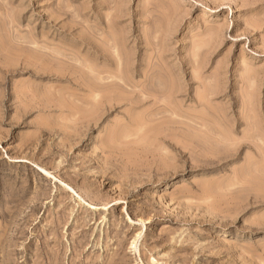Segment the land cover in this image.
I'll return each mask as SVG.
<instances>
[{"label": "rangeland", "instance_id": "1", "mask_svg": "<svg viewBox=\"0 0 264 264\" xmlns=\"http://www.w3.org/2000/svg\"><path fill=\"white\" fill-rule=\"evenodd\" d=\"M112 30L128 37L131 58L128 91L115 96L135 103L84 135L77 115L89 91L23 62L46 49V66L60 58L54 68L74 71L76 58L78 69L115 72L80 42L100 47ZM151 69L159 92L174 83V121H205L202 136L228 141L223 149L185 125L167 131L178 114L141 103ZM153 112L164 126L148 122ZM262 164L264 0H0V264H264Z\"/></svg>", "mask_w": 264, "mask_h": 264}, {"label": "bare ground", "instance_id": "2", "mask_svg": "<svg viewBox=\"0 0 264 264\" xmlns=\"http://www.w3.org/2000/svg\"><path fill=\"white\" fill-rule=\"evenodd\" d=\"M121 8V7H120ZM115 11H117V10H115ZM115 11H114V13H115ZM119 17V16H118ZM117 18V17H116ZM58 19V18H57ZM56 20V19H55ZM59 20H60V18H59ZM62 20V19H61ZM117 20H118V18H117ZM114 21V20H113ZM56 22V21H55ZM79 22V21H78ZM77 22V23H78ZM116 22V21H115ZM112 24H113V22H111ZM110 23V25L112 26V24ZM117 23V22H116ZM119 23V22H118ZM117 23V24H118ZM80 24V23H79ZM82 24V23H81ZM76 25V24H75ZM107 25V24H106ZM116 25V24H115ZM115 25H114V27H115ZM64 26V25H63ZM108 26H109V24H108ZM71 27H73V26H71ZM82 27V26H81ZM83 27H84V23H83ZM70 29V28H69ZM86 29V28H85ZM88 29H90L89 27H88ZM95 29V28H94ZM105 29H106V27H105ZM109 29V28H108ZM107 29V30H108ZM113 29V28H112ZM82 30V29H81ZM87 30V29H86ZM91 30V29H90ZM106 30V31H107ZM119 30V29H118ZM99 31V30H98ZM110 31V30H109ZM88 32V31H87ZM96 32V31H95ZM99 32H101V31H99ZM108 32V31H107ZM107 32H104V33H106V36H107ZM112 32V35H111V37L110 38H108V37H105V42L104 43H101V44H104L105 45V47H104V45H102V46H94L93 44H91V43H88L87 42V40L86 39H84L82 36V38H80L81 39V43L85 46V48H87V47H91V49H93L94 50V57H93V59L95 58V59H102V58H104L106 61H107V63L108 64H110V63H112L114 66H115V72H111V71H109V69H103V70H101V71H96V70H94L95 68L93 67V66H90V67H93L94 69H92V68H89V71H85L84 69L85 68H82V67H80V68H82L83 69V71H81L82 69H78L79 67H77L76 66V64L74 65V60L76 59H74L73 60V63H71V64H69L71 67L70 68H72V66H75V67H73L72 68V70H74V71H69L68 70V68L66 67H60V68H58V66H57V68H54V67H56L55 65V63L53 62V61H55V62H57L60 58H58V60L57 59H52L53 61H48L49 62V64H48V66H46L47 64L45 63L46 61L44 60V58H43V56L45 57V55H47V56H49L47 53L46 54H43V52L42 51H45L44 49H40L41 51H39V50H35V49H33V51H35L36 53H38V55L40 56V53H41V57H39V58H37L36 59V57L35 56H37V55H35L34 57H32V58H34V60L33 59H31V57H30V59L31 60H29L28 62L27 61H25V62H23V65H24V67L23 68H31L32 70H33V73H36V74H42V73H45V72H47V71H49V69L50 68H53V69H51L50 71H49V73L51 74V75H53L54 77H57V79H65V80H68V81H71V82H75V83H79V85L78 86H80V87H85L84 89H86V90H88L89 91V94H91V96H90V99H87L85 102H81L84 106H81V107H83V111L81 112V110H82V108H80L79 107V109H81L80 110V115H77V121L78 122H80V123H82L83 124V126L86 128L85 130L83 129V131H82V134H86V132H88V130H89V128H91L93 125L95 126V125H97L98 124V122L101 120V118L102 117H104L107 113H110V111H112L113 109H117V106L119 105L120 106V104H122V103H125L124 104V106L125 105H129V104H133V103H135V101L133 100V99H131L130 97H128V98H126L127 97V95H126V97L125 96H123L122 95V93L121 92H119V93H121V95L122 96H120V97H118V96H115L116 95V93H117V91H116V93H115V90L116 89H122V90H124L125 89V87L126 86H128L129 84H128V82H127V80H126V73H127V70H129L128 68H126V67H129L130 65H128V60L129 59H131V58H129L130 56H128V52L126 53V49H127V41H128V37H125V34L124 33H122L121 31H119L118 33H117V31H115V30H112L111 31ZM123 32H124V30H123ZM93 33H94V31H93ZM97 33V32H96ZM95 33V34H96ZM103 33V32H102ZM110 34V33H109ZM91 35V34H90ZM98 35H100L99 33H98ZM103 35V34H102ZM101 35V36H102ZM93 36V35H92ZM97 36V35H96ZM158 36V35H157ZM95 37V36H94ZM98 37H100V36H98ZM87 38V37H86ZM97 38V37H96ZM103 38V37H102ZM101 38V39H102ZM88 39V38H87ZM137 39V38H136ZM94 40V39H93ZM103 40V39H102ZM89 41V40H88ZM95 41V40H94ZM18 42V41H17ZM22 42V41H21ZM79 42V41H78ZM77 42V43H78ZM90 42V41H89ZM96 42V41H95ZM100 42H102V41H100ZM137 42V41H136ZM140 42V41H139ZM30 43V42H29ZM32 43V42H31ZM80 43V44H81ZM22 44H26L25 43V41H24V43H22ZM27 44H28V42H27ZM32 44H34V43H32ZM100 44V43H99ZM100 44V45H101ZM78 45V44H77ZM24 48H25V46H24ZM23 48V49H24ZM37 48H39V47H37ZM40 48H43V46L42 47H40ZM11 49V48H10ZM28 49V48H27ZM30 49V48H29ZM47 49H49V48H47ZM60 49V48H59ZM89 49V48H88ZM91 49H90V51H91ZM141 49V48H140ZM12 50H14V49H12ZM26 50V49H25ZM25 50H23V53H26V52H24ZM56 50V49H55ZM30 51V50H29ZM53 50H51L50 51V53L51 54H53V52H52ZM87 52H89L88 50H86ZM56 52H58V54L56 53V55H59V53L60 54H62L61 53V51H56ZM92 54H93V52H91ZM162 53V52H161ZM92 54H91V56H92ZM153 54V53H152ZM163 54V53H162ZM162 54H161V57H162ZM54 55V54H53ZM89 55V54H88ZM67 56V55H66ZM72 57H74L73 55H71ZM70 56V57H71ZM38 57V56H37ZM60 57H61V55H60ZM62 57H63V55H62ZM65 57V56H64ZM63 57V58H64ZM69 56H67L66 57V59L68 58ZM77 57V56H76ZM79 57V56H78ZM25 58V57H24ZM27 59H29V57H26ZM48 58V57H47ZM53 58V57H52ZM196 58V57H195ZM65 59V58H64ZM70 59V58H69ZM103 59V60H104ZM150 59H151V57H150ZM26 60V59H25ZM43 60L45 61V62H43ZM50 60H51V56H50ZM62 60V59H61ZM71 60H72V58H71ZM70 60V61H71ZM85 60V59H84ZM87 60V59H86ZM197 60V59H196ZM195 60V61H196ZM24 61V60H23ZM68 61V60H67ZM78 61V60H77ZM76 61V62H77ZM98 61V60H97ZM162 61V60H161ZM63 62V61H62ZM66 62V61H65ZM72 62V61H71ZM81 62L82 63H84L82 60H81ZM81 62H80V65H81ZM105 62V61H104ZM150 62V61H149ZM198 62V61H197ZM20 63H21V61H20ZM52 63V64H51ZM64 63V62H63ZM67 63V62H66ZM78 63V62H77ZM87 63V62H86ZM129 63H130V60H129ZM53 64H55V65H53ZM65 64V63H64ZM58 65V64H57ZM66 65V64H65ZM154 65V64H153ZM158 65V64H157ZM83 66H84V64H83ZM110 66V65H109ZM155 66V65H154ZM84 67H86V64H85V66ZM88 67V66H87ZM86 67V70L88 69ZM106 67V66H105ZM147 67H149L148 65H147ZM69 68V69H70ZM77 68V69H76ZM98 68V67H97ZM104 68V67H103ZM131 69H132V67H130ZM156 68V67H155ZM158 68V67H157ZM163 68V67H162ZM48 69V70H47ZM65 69H67L68 71H65ZM102 69V68H101ZM114 69V68H113ZM130 69V70H131ZM168 69V68H167ZM146 70H148V68L146 69ZM145 70V71H146ZM156 70V69H155ZM159 70H162V69H159ZM154 69L152 70H149L148 71V73L146 74L147 76H145V78L146 79H149V80H147V81H145V82H147L143 87H142V91H140V92H142V97H140V99H142V101H141V103L142 102H144V101H150V100H152V103H153V105H155V107L158 105V106H162V104H165V106H162L161 108H159L158 106H157V109L159 108V109H162V108H164V110H165V112H169L170 113V116H171V114L173 113V111H174V113H176V114H178V115H176V116H174V118L172 117V119L169 117V118H167V120L168 119H170L169 120V122H168V124L167 125H169V124H171V125H176V126H178V125H180V126H183L184 127V125L185 124H180L179 122H177V121H174V120H176L175 119V117H177V118H179L178 116L181 114H179V113H177V111L175 110V108L177 109V107H172L174 110H172L171 109V102L173 101V100H175V95H178V94H176V91L174 90V87L175 86H173V84L174 83H172V81L170 80V81H166L165 82V80H164V82L166 83L165 85V87H167V90H165V92L163 91L164 89H166V88H164L163 90H161V92L163 91V93H161V92H159V86L161 85V83H160V79L159 78H157L156 79V76H155V74L154 73H156V71H154ZM168 71H170V70H168ZM78 73V75H77V73ZM129 72V71H128ZM133 72V71H132ZM157 72H158V70H157ZM172 72V71H171ZM48 73V74H49ZM149 73H150V75H149ZM161 73V72H160ZM166 73V72H165ZM169 73V72H168ZM49 74V75H50ZM130 74H132L131 72H130ZM158 74V73H157ZM163 74V73H162ZM161 74V75H162ZM128 75V74H127ZM152 75V76H151ZM161 75H160V77H161ZM164 75V74H163ZM167 75V74H166ZM167 76H169V75H167ZM171 76V75H170ZM170 76H169V78H167V79H170ZM152 77V78H151ZM155 77V78H154ZM165 77V76H164ZM172 77V76H171ZM128 78V80H129V77H127ZM163 78V77H162ZM173 78V77H172ZM164 79V78H163ZM166 79V80H167ZM111 80V81H110ZM173 80V79H172ZM130 81V80H129ZM144 82V83H145ZM173 82H175V81H173ZM74 83V84H75ZM72 84V83H71ZM159 85V86H158ZM131 86V85H130ZM163 86V85H162ZM79 87V88H80ZM162 88V87H161ZM83 89V88H82ZM126 91H128L127 89H125ZM121 91V90H120ZM125 92V91H124ZM130 92V91H129ZM132 92H133V90H132ZM127 93V92H126ZM131 93V92H130ZM134 94V93H133ZM135 94H136V91H135ZM204 94V93H203ZM206 94V93H205ZM204 94V95H205ZM130 95V94H129ZM203 95V96H204ZM130 96H132V98H135V96H133V95H130ZM141 96V95H140ZM188 96V95H187ZM202 96V97H203ZM138 97V96H137ZM201 97V98H202ZM205 97V96H204ZM203 99V98H202ZM201 100V99H200ZM83 101V100H82ZM132 101H133V103H132ZM148 101V102H149ZM176 101V100H175ZM202 101V100H201ZM203 101H204V99H203ZM137 104H139L138 102H136ZM149 103H151V101L149 102ZM161 103V104H160ZM173 103V102H172ZM209 103V102H208ZM136 104V105H137ZM135 105V104H134ZM152 105V108L154 107ZM199 105V104H198ZM202 105H203V103H202ZM201 105V106H202ZM79 106V105H78ZM131 106H133V105H131ZM200 106V107H201ZM65 107V106H64ZM67 107V106H66ZM77 107V106H76ZM136 107V106H135ZM154 107V108H155ZM131 108V107H130ZM134 108V107H133ZM178 108H179V106H178ZM203 108H206V107H204L203 106ZM207 109V108H206ZM205 109V110H206ZM148 110V109H147ZM145 111V110H144ZM154 111V110H153ZM158 111V110H157ZM161 111V110H160ZM176 111V112H175ZM178 111H179V109H178ZM201 111V110H200ZM208 111V110H207ZM206 111V112H207ZM147 112V111H146ZM179 112H182V111H179ZM196 112V111H195ZM198 112V111H197ZM78 113V112H77ZM144 113V112H143ZM150 113V112H149ZM162 113V112H161ZM161 113H152V114H150V117L147 115V120H148V122L150 123H154V125H156L157 124V122H158V125L159 124H162V122H163V126H164V123H165V117H168L167 115L166 116H164V114H163V116H164V120L162 121V119H160L158 116H160V114ZM208 113V112H207ZM73 114V113H72ZM76 114V113H75ZM145 114V113H144ZM148 114V113H147ZM198 115L200 114L199 112L197 113ZM203 114H206L205 113V111H204V109H203ZM202 114V115H203ZM211 114V113H210ZM218 115H219V113H217ZM184 115V114H183ZM183 115H182V119H183ZM188 115V114H187ZM212 115V114H211ZM139 116V115H138ZM162 116V117H163ZM181 116V115H180ZM190 116V115H189ZM195 116V115H194ZM208 116V115H207ZM214 116V115H213ZM220 116V115H219ZM161 117V116H160ZM195 117H198V116H195ZM194 117V118H195ZM204 117H205V115H204ZM209 118L211 117V116H208ZM217 116H215V117H213V118H216ZM145 118V117H144ZM181 118V117H180ZM179 118V119H180ZM187 118H189V117H187ZM193 118V119H194ZM201 118V117H200ZM200 118H198V119H200ZM208 118V119H209ZM132 119V118H131ZM138 119V118H137ZM193 119H189L190 120V122L191 123H193L191 120H193ZM212 119V118H211ZM217 119H218V117H217ZM129 120V119H128ZM133 120V119H132ZM144 120V119H143ZM145 120H146V118H145ZM144 120V123H146V121ZM162 122H161V121ZM204 120V119H203ZM203 120H201V121H203ZM213 120V119H212ZM222 121H223V119H221ZM135 121V120H134ZM188 121V120H187ZM198 121V120H197ZM200 121V120H199ZM206 121H208V120H206ZM216 121V120H215ZM217 121H220V120H217ZM161 122V123H160ZM208 122H210V121H208ZM224 122V121H223ZM135 123V122H134ZM137 123V122H136ZM149 123H147L146 125H152V124H149ZM156 123V124H155ZM181 123H184V121L183 122H181ZM204 123H206L205 121H203V123L202 122H200V123H198L197 122V124H199L200 125V127H198V126H192V128L191 127H188V124L189 123H187V125H185V127L189 130V128H191V129H193V131L195 132V133H197V134H200L201 136L204 134L203 133V128H205V127H207V125L208 124H206V126L204 127ZM220 123H221V121H220ZM220 123H218V124H220ZM138 124V123H137ZM142 124V123H141ZM141 124H139V125H141ZM178 124V125H177ZM196 124V123H195ZM81 125V124H80ZM154 125H153V127H154ZM82 126V127H83ZM144 126V125H143ZM142 126V127H143ZM216 126H218V125H216ZM219 126H221V124L219 125ZM80 127V126H79ZM141 127V126H140ZM145 127H147V126H145ZM157 127V126H156ZM160 127H162V125H160L159 126V128ZM81 128V127H80ZM179 128H181V127H179ZM222 128V126L220 127V129ZM92 129V128H91ZM143 129V128H142ZM145 129V128H144ZM156 129V128H155ZM154 129V130H155ZM162 129H163V127H162ZM168 129H170V130H174L175 131V127H173L172 128V126H166V130L168 131ZM157 130V129H156ZM181 130V129H180ZM222 130V129H221ZM224 130V129H223ZM181 131H183V130H181ZM186 131V135H187V130H185ZM212 131H214V130H212ZM220 130H218V132H219ZM176 132V131H175ZM194 132H193V135H195L194 134ZM222 132H224V133H226L225 131H222ZM228 132V131H227ZM89 133V132H88ZM87 133V134H88ZM184 133H181L180 132V134L183 136L184 135ZM192 133V132H191ZM190 133V134H191ZM203 133V134H202ZM115 134H117V133H115ZM115 134H114V136H115ZM173 134H175L174 132H173ZM210 134V133H209ZM212 134H214V136H216V135H218V133H217V129H216V132H212ZM219 134H220V132H219ZM227 134H229V133H227ZM252 134V133H251ZM81 135V134H80ZM175 135H177V134H175ZM174 135V136H175ZM186 135H184V136H186ZM192 135V134H191ZM190 135V136H191ZM211 135V134H210ZM221 135H223V134H221ZM226 135V134H225ZM99 136V135H98ZM120 136V135H119ZM158 136H159V134H158ZM161 136V135H160ZM199 136V135H198ZM204 136H205V134H204ZM228 136V135H227ZM250 136H252V135H250ZM121 137V136H120ZM162 137H164V136H162ZM187 137V136H186ZM191 137H193V136H191ZM195 137H197V135L195 136ZM203 137V136H202ZM207 137V136H206ZM206 137H203V138H200V137H198L201 141H199V142H201L202 143V141H206L207 142V140L209 141V139H206ZM219 137V136H218ZM224 137V136H223ZM223 137H221V138H223ZM119 138V137H118ZM161 138V137H160ZM174 138L176 139V137H170V135H165V138L164 139H162V141H164V142H167V144L168 145H170L171 147H173V148H175V149H177L178 147H176V141H174ZM182 138V137H181ZM220 138V137H219ZM220 138V139H221ZM225 138V137H224ZM221 139V140H224L225 141V139ZM229 139H231V137H228ZM156 139H157V137H156ZM166 139H169L168 141H166ZM189 139V138H188ZM252 139V138H251ZM251 139L250 140H248V142L249 141H251ZM177 141H178V139H176ZM187 140V139H186ZM191 140V139H190ZM190 140H188V141H190ZM192 140H193V138H192ZM192 140H191V142H192ZM196 140V139H195ZM198 140V139H197ZM227 140V139H226ZM230 141H232V140H230ZM109 142H111V140L109 141ZM109 142H107L108 144H110ZM156 142L158 143V141L156 140ZM161 142V141H160ZM174 142H176L175 144H174ZM183 142V141H182ZM194 142V141H193ZM205 142V143H206ZM226 142H228V141H226ZM226 142H220V141H218V144H215L214 142H211V140H210V142L208 143V144H211V143H214L216 146H218L219 148H222V144H226ZM112 143H113V141H112ZM163 143V142H162ZM206 143V144H207ZM178 144V143H177ZM180 144H181V142H180ZM251 145H252V143H250ZM196 145H198V144H196ZM203 145V144H202ZM234 145H235V143H234ZM178 146H179V144H178ZM199 146V145H198ZM205 146V145H204ZM213 146V145H212ZM224 146H226V147H228L227 145H224ZM238 146V145H237ZM250 146V145H249ZM255 146V145H254ZM190 147V146H189ZM195 147V146H194ZM236 147V146H235ZM256 147V146H255ZM180 148V147H179ZM207 148V147H206ZM209 148H211L210 146H209ZM204 149V148H203ZM211 149H213V147L211 148ZM217 149V148H216ZM216 149H213L212 151H210V149H208V151L209 152H215V153H217L218 154V151H215ZM223 149V148H222ZM229 149H232L231 147L230 148H226V153L225 154H227V153H230L229 154V156H235V154L234 153H236L237 151H238V149H232V150H229ZM181 150V149H180ZM179 150V152L181 153V155L183 154V152L182 151H180ZM192 151V150H191ZM197 151V150H196ZM206 151V150H205ZM225 151H223L222 150V152H225ZM204 153V152H203ZM206 153V152H205ZM220 153V152H219ZM206 154H208V153H206ZM191 155H192V153H191ZM220 155L221 154H219V158H220ZM215 156V155H214ZM217 156V155H216ZM222 156H223V154H222ZM225 156H228V155H225ZM250 164L251 163H249L248 165L250 166ZM254 164V162L251 164L252 165V167L254 166L253 165ZM257 164V163H256ZM164 165V164H163ZM162 165V166H163ZM247 165V166H248ZM255 166H258V165H255ZM259 166H264L263 164L262 165H259ZM258 166V167H259ZM166 168V167H165ZM255 168V167H254ZM263 169L262 170H264V167H262ZM163 169V168H162ZM244 169H246V167L244 168ZM249 171L251 170V169H248ZM247 170V171H248ZM254 170V169H253ZM253 170H251L250 172L252 173L253 172ZM261 170V169H260ZM261 170V171H262ZM242 171V170H241ZM258 171V170H257ZM258 172V173H261V175L264 173H262V172ZM239 172V171H238ZM237 172V173H238ZM244 172H246V171H244ZM243 172V173H244ZM250 172H247V174L248 173H250ZM240 173V172H239ZM238 173V174H239ZM256 175V174H255ZM239 176V175H238ZM249 176V175H248ZM253 176H254V173H253ZM241 179L242 178H244V177H246V174L244 175V177H241V176H239ZM256 176H254V177H252L253 179L255 178ZM260 177V176H259ZM263 177V176H262ZM236 178H237V176H236ZM264 178V177H263ZM263 178H262V180H263ZM153 179V178H152ZM238 180H239V178H237ZM236 179V180H237ZM245 179H247V177L245 178ZM251 179V178H250ZM237 180V181H238ZM243 180V179H242ZM241 180V181H242ZM249 180V179H248ZM257 179L255 178V180H253V181H256ZM261 180V181H262ZM235 181V180H234ZM252 181V182H253ZM260 181V182H261ZM243 182H245L244 180H243ZM246 182H248V181H246ZM250 183H251V181H249ZM263 182V181H262ZM262 182H261V186L262 185H264V183L262 184ZM233 184V183H232ZM235 184V183H234ZM237 185V184H236ZM256 185V183L254 184V186ZM247 186H248V184H247ZM253 186V185H252ZM257 186V185H256ZM256 186H255V188H256ZM251 189H252V187L251 186H249ZM264 187V186H263ZM254 188V189H255ZM262 188V187H261ZM253 189V190H254ZM249 190V189H248ZM247 190V191H248ZM250 191H252V190H249L248 192H250ZM255 191V190H254ZM257 191V190H256ZM255 191V192H256ZM261 191H263V190H261ZM253 192V191H252ZM251 193V192H250ZM259 193H260V191H259ZM264 193V192H263ZM255 195V194H254ZM257 198V197H256ZM254 201V200H253ZM256 201V200H255ZM257 201H258V199H257ZM256 201V202H257ZM252 203H254V202H252ZM259 225V224H258ZM253 226V225H252Z\"/></svg>", "mask_w": 264, "mask_h": 264}]
</instances>
